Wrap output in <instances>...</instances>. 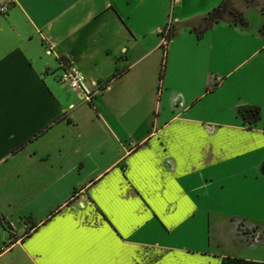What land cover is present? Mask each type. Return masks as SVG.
Returning a JSON list of instances; mask_svg holds the SVG:
<instances>
[{"label":"crops","instance_id":"obj_1","mask_svg":"<svg viewBox=\"0 0 264 264\" xmlns=\"http://www.w3.org/2000/svg\"><path fill=\"white\" fill-rule=\"evenodd\" d=\"M220 1L181 17L167 6L188 0H0V216L13 236L0 264H264V226L246 214L264 186V18L229 0L246 26L195 39L187 23ZM59 61L97 88L89 102L57 81Z\"/></svg>","mask_w":264,"mask_h":264},{"label":"trees","instance_id":"obj_2","mask_svg":"<svg viewBox=\"0 0 264 264\" xmlns=\"http://www.w3.org/2000/svg\"><path fill=\"white\" fill-rule=\"evenodd\" d=\"M257 1L260 0H242L243 4L247 8H253L256 11H258L260 14H262V9L257 4ZM263 4V3H262ZM236 24L240 27L246 26V21L242 17V14L236 10H234L229 2V0H221L216 6L211 8L209 11L201 15L200 17L190 21L187 23L188 30L191 31L194 34L195 39H199L203 32L208 30L211 25L219 22V21H226ZM261 27H259V31H261ZM175 34V28L171 23H167L159 32L160 38H161V45L159 46V49L163 52V47L165 43ZM161 67L159 66V70L157 73V78H159L161 74ZM215 86V83H209V86L207 89H211ZM236 113L241 117V119H244L246 123H252L255 119L258 118V110L256 108H250L246 107L243 109H239L236 111ZM260 173L264 175V160L261 162L259 167ZM2 224L4 226V229L7 231L8 235V242H10L13 239V236L9 233V227L7 226L6 222L2 219ZM243 222L237 221L236 227H243ZM256 230V227L250 228V231L253 232ZM261 243H264V237L260 239Z\"/></svg>","mask_w":264,"mask_h":264},{"label":"rangeland","instance_id":"obj_3","mask_svg":"<svg viewBox=\"0 0 264 264\" xmlns=\"http://www.w3.org/2000/svg\"><path fill=\"white\" fill-rule=\"evenodd\" d=\"M201 4H202V0H188V2L182 6L183 7L182 11H180L182 7L176 9L175 4L169 5L170 7L167 6V9H168V13L171 11L172 12L174 11V15H179V16L181 15V17H182L184 15L191 14L193 12L198 11L201 7ZM256 5L261 7L262 14H260L258 11H256L253 8H249V9H247L248 11H246L247 16H250V17L254 18L255 20L257 17L260 18V16H262L261 19L263 20V18H264V5L262 4L261 0L257 1ZM253 192L255 193V195L257 197V203L258 204L250 212H246V214L249 217L248 220H251V221H249V223L253 222V223H256L255 225H263L264 226V209L261 205L262 194L264 193V186L260 183L256 184L255 187L253 188ZM9 233L11 234L10 230H9ZM216 234L220 237L221 228H219L216 231ZM251 238H252V235H251ZM251 238H250V240H251ZM222 242H224V241L222 240ZM0 243H3V244L8 243V235H7V231L5 229L4 230L0 229ZM259 248L264 250V246L263 247L259 246ZM223 249H225L224 251H226V252L231 250L230 248L228 249V247H223ZM261 252L263 255L262 257H264V251H261Z\"/></svg>","mask_w":264,"mask_h":264},{"label":"built area","instance_id":"obj_4","mask_svg":"<svg viewBox=\"0 0 264 264\" xmlns=\"http://www.w3.org/2000/svg\"><path fill=\"white\" fill-rule=\"evenodd\" d=\"M175 1L176 0H171V3H174ZM5 11L6 8L4 6H0V14H4ZM57 69V81L61 84H64L69 90L77 93L78 97L83 101L89 102L90 98L98 92L97 88L88 89L85 86L84 77L77 69H75L69 63L59 61ZM2 219L3 218L0 216V229L4 230ZM4 246L5 244L0 243V249Z\"/></svg>","mask_w":264,"mask_h":264}]
</instances>
